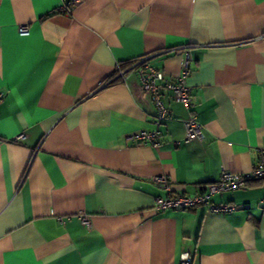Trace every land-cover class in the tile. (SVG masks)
<instances>
[{
	"label": "crops",
	"instance_id": "crops-1",
	"mask_svg": "<svg viewBox=\"0 0 264 264\" xmlns=\"http://www.w3.org/2000/svg\"><path fill=\"white\" fill-rule=\"evenodd\" d=\"M0 0V264H264V182L212 197L235 206L153 209L221 171L249 173L264 146V0ZM20 25L28 34L19 33ZM189 63L203 139L183 141L168 96L161 144L136 71ZM21 139H17L18 136ZM249 207L245 208L243 205ZM89 219V226L81 217Z\"/></svg>",
	"mask_w": 264,
	"mask_h": 264
},
{
	"label": "built area",
	"instance_id": "built-area-1",
	"mask_svg": "<svg viewBox=\"0 0 264 264\" xmlns=\"http://www.w3.org/2000/svg\"><path fill=\"white\" fill-rule=\"evenodd\" d=\"M81 0H67L59 8L60 12H67L70 5L79 3ZM19 33L21 35L28 34V26L20 25ZM183 62L181 71L175 76L168 78L164 72L156 70L148 64L146 58H141L130 62L125 67L121 63L115 64V69L111 82L121 81L126 82V73L136 71L140 90L143 95L147 96L155 106V115L153 122L156 126L151 131H137L125 137L126 141L136 144H149L157 147L161 144L159 139L161 135L160 127L169 118V110L164 101V97L180 102L187 116L182 120L185 134L183 141L188 142L193 139H203L202 126L199 123L195 108L196 100L191 87L187 84V76L189 74V63L193 60L188 49H183ZM18 136L17 139H21ZM264 178V146L257 149L256 160L253 169L249 173H238L229 170H223L219 178L210 183H206L202 190L195 194H172L170 185L166 176H155L153 181L160 183L167 190V195L164 197H156L153 203V209L156 211L166 209H192L198 206H203L209 212L222 213L235 209V206L216 204L212 202V197L229 191H234L244 187L253 179ZM264 203V199L259 201ZM243 207L248 208L247 204ZM81 221L84 225L89 226V219L82 215ZM178 264H193V256L189 251H182Z\"/></svg>",
	"mask_w": 264,
	"mask_h": 264
},
{
	"label": "trees",
	"instance_id": "trees-1",
	"mask_svg": "<svg viewBox=\"0 0 264 264\" xmlns=\"http://www.w3.org/2000/svg\"><path fill=\"white\" fill-rule=\"evenodd\" d=\"M264 182V178H258V179H253L249 181L247 184H252V183H262Z\"/></svg>",
	"mask_w": 264,
	"mask_h": 264
}]
</instances>
